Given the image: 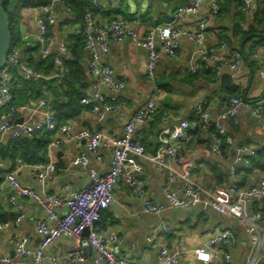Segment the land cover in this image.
I'll return each instance as SVG.
<instances>
[{
  "label": "built area",
  "instance_id": "built-area-1",
  "mask_svg": "<svg viewBox=\"0 0 264 264\" xmlns=\"http://www.w3.org/2000/svg\"><path fill=\"white\" fill-rule=\"evenodd\" d=\"M31 1L21 7L20 15H26L30 19L35 31L20 38L19 45H10L0 68V136H6L4 142L10 143L21 137L33 138L48 133L50 138L45 154L49 157H53L55 149L68 142H84L86 152L75 156L71 163L86 168L89 154L97 155L99 148L106 146L111 150L110 167L104 173L88 169V181L83 187L63 185L58 193H50L45 189L56 174L55 160L25 163L18 158L16 168L4 173L0 170V203L7 207L8 213L15 215L14 220L0 222V232L11 227L12 223L20 224L26 217L22 199L40 209L33 228L39 239L38 244L33 246L34 239L31 235L14 230L7 239L14 256L0 254V264H83L90 258L93 259V264H144L134 262L119 252V237L115 231L104 235L96 226L101 212L114 203V189L120 182L140 201L144 213L161 214L167 208L203 206L219 215L235 218L244 227L252 248L256 252H264V213L259 210L248 211L251 203L264 200V172L257 182L249 185H241L237 178L239 167H248L264 150V146L243 144L235 147L225 125L226 122L237 124L244 107L242 97L231 96L216 116L211 114L205 104H200L193 117L180 120L172 129L161 131L159 146L154 153H147L142 138L136 135L138 126L148 125L153 120L157 100L163 95L155 81L161 55L176 59L182 45V36L188 35L196 45L194 59L187 67L190 72L205 70L216 59V49L206 45V29L209 19L218 14V0H208V17L195 22L189 32L183 28L182 22L196 14L204 0H188L177 6L171 14L170 22L148 28L144 33L119 17L110 19L105 25L97 24L94 11L103 4L100 0H86L88 8L83 13L82 24L77 33L82 37V46L88 56L90 82L81 92L80 104L87 107L98 121L104 120L108 113H121L123 109L118 95L126 87V83L116 77L114 68L109 63L102 60V54L109 51L111 41L122 42L127 38L134 46L144 49L147 55L146 74L152 82L150 96L137 107L119 134L88 128L72 131L70 124L58 121L53 110V98H39L30 115L18 121L19 111L14 101L16 82L19 79L25 82L43 79V74L26 58L25 49L37 46L40 60L53 57L54 77L59 79L69 73L70 68L66 62L72 58L66 43L56 42L51 33V28L58 20L57 7L62 5L68 12H72V8L64 0H49L46 3ZM253 1L241 0L240 10L247 12ZM227 47L226 42L220 44L221 49L225 50ZM244 60L242 51L234 49L231 58L223 66L215 67L216 74L219 76L222 68L233 75L240 74ZM258 76L264 82V57L259 60ZM260 101L264 102V96ZM247 108L264 131V116L260 110L255 105ZM163 118L167 116L164 115ZM192 131L206 134L209 153L213 156L222 158L226 146L234 149L233 163L229 168L231 182L228 185L205 190L192 177L191 169L181 162L184 147L193 138ZM140 159L149 161L157 172L167 173L169 185L179 181V189H173L169 185L162 188L165 204L153 201L148 196L142 179ZM22 166L29 167L30 176L41 185L40 189L21 182L17 170ZM158 231L168 234L172 232V227L165 219H161ZM154 233L146 237V244L157 249V264H179L181 252L170 251L166 246L160 245L155 240ZM62 238L72 242L65 252L62 255L50 252V247ZM178 243H184L183 236L178 238ZM236 243L233 232L222 229L209 236L204 246L194 249V256L196 260L208 264L216 260L220 252L222 261L229 263L231 254L223 249H232ZM248 264H258L256 255Z\"/></svg>",
  "mask_w": 264,
  "mask_h": 264
},
{
  "label": "crops",
  "instance_id": "crops-1",
  "mask_svg": "<svg viewBox=\"0 0 264 264\" xmlns=\"http://www.w3.org/2000/svg\"><path fill=\"white\" fill-rule=\"evenodd\" d=\"M187 1L120 0L117 2L116 0H100L103 6L95 9L94 19L97 24L105 25L110 19L123 18L140 33H144L148 28L167 24L163 15L168 11L172 14L177 6L187 3ZM262 1L264 0H254L249 10L243 12L245 22L248 23L253 19L254 12L257 11L259 5H262ZM237 5V0H218V14L209 19L206 29V45L216 49V59L210 62L207 69L200 72L211 70L213 74L205 76L198 74L196 76L195 73L188 70L187 67L194 59L196 51V45L188 35L182 36V45L176 59L161 55L155 81L159 80L156 83L162 89L163 95L157 100L153 120L148 125L136 128V135L142 138L147 153H154L158 149L159 135L162 130L172 129L178 125L180 120L193 117L200 104H205L213 116H216L225 107L228 96L223 91L221 82V77L224 74L229 75L228 78L231 81L228 84L238 87L245 95L244 107L237 124L225 123L228 134L234 140V146L238 147L243 144L264 146V131L261 124L253 117L251 110L247 108L250 105H255L264 116V102L260 101L264 96V82L258 76L259 60L264 57V44L256 46L254 49L244 50L243 43L247 41V38L239 40L237 36H233L234 14L240 10V5L238 7ZM209 12V1L204 0L201 9L182 22L183 28L189 32L195 22L203 17H208ZM239 12L242 13L241 10ZM57 17V23L51 28L52 35L56 42L63 41L66 43L72 57L70 60L76 59L74 55L79 56L78 63L81 74L79 76L73 74L67 84L73 82L72 85L81 93L90 82L88 56L82 46V37L77 33L81 23L74 22L73 9L72 12H68L62 5L57 7ZM20 18L22 31L19 35L22 38L26 34H32L35 28L26 15L22 14ZM247 23L242 27L245 28ZM77 38H80L79 43L75 42ZM227 39H231L232 43L229 44ZM222 42L227 43V49L220 48ZM34 47H30V50L25 53L28 60L29 57L33 60L39 59L38 49L34 50ZM234 49L242 51L245 57L243 71L233 75L222 68L218 76L215 67L223 66L231 58ZM49 59L53 61V57ZM102 60L109 63L114 68L116 77L126 83V87L118 95L123 104L122 112L108 113L104 120L98 121L96 116L83 106L77 117L69 118L66 121L70 124L72 131L88 128L92 131H108L119 134L137 107L150 96L152 82L146 74L147 55L144 49L134 46L127 38L122 42L111 41L109 51L102 54ZM38 70L43 74V79L36 82L43 85H41L43 95L40 97L33 99L28 86L22 88L21 79L16 82L14 92L18 89L23 91V95L14 94L15 105L19 111L18 119L27 118L39 98L47 100L53 98L52 96H44L51 93V90L45 86L51 79H53L52 85L58 86L59 91L62 90L60 85L63 84V78L54 77L55 69L53 66L51 69L38 68ZM107 93L111 94L109 91ZM25 112H29V114L26 115ZM164 115L167 118L164 119ZM192 132L194 133L193 138L184 147L181 162L191 169L192 177L205 190H212L218 185H228L231 182L229 168L233 163L234 149L226 146L222 158L213 156L209 153V140L206 134L197 131ZM5 139L6 136L1 135L0 144H7L4 142ZM81 152H86L84 142L71 141L55 149L53 157L46 156L44 162L52 159L55 160L57 166L54 178L46 184L47 192L58 193L63 185L81 188L88 181V169H94L98 173H104L109 169L111 150L108 147L101 146L97 155L89 154L87 168L71 163L73 158ZM139 162L143 168L142 179L148 196L153 201L165 204L166 199L162 188L169 185L167 173L157 172L147 160L140 159ZM0 168L1 173L12 170L16 168V160L11 162L7 159H0ZM263 172L264 168L258 166L253 168L249 166L239 167L237 178L241 185H249L257 182ZM17 176L22 183L40 189L41 185L30 176L28 166H22L21 169L17 170ZM169 186L173 189H179V181ZM114 196V203L101 212L96 226L104 235L115 231L119 237V252L134 262L157 264V249L146 244V237L155 232V240L160 245L166 246L170 251L181 252L179 264H205L196 260L193 250L204 246L209 236L223 229L232 231L237 240L232 249H223L230 252L231 261L224 263L219 252L217 259L208 264H248L254 255L257 257L258 264H264V252H256V249L252 248L244 227L235 218L219 215L211 208H204L203 206L183 209L167 208L161 214L144 213L140 201L121 182L115 187ZM21 202L26 217L20 224L12 223L11 227L0 232V254L6 253L14 256L13 249L7 242L9 235L14 230L31 235L34 239L33 246L39 242L33 228L34 222L40 214V209L26 199H22ZM263 207L264 200L255 201L249 205L248 211H261ZM0 211L8 213L7 207L1 203ZM161 219H165L171 225V233L162 234L158 231ZM180 236H183L184 240L182 245L178 243ZM71 243V240L62 238L50 247V252L62 255ZM83 264H93V259L90 258Z\"/></svg>",
  "mask_w": 264,
  "mask_h": 264
},
{
  "label": "trees",
  "instance_id": "trees-1",
  "mask_svg": "<svg viewBox=\"0 0 264 264\" xmlns=\"http://www.w3.org/2000/svg\"><path fill=\"white\" fill-rule=\"evenodd\" d=\"M49 0H38L39 3H46ZM67 5H69L74 10L75 19L74 22H80L82 24V18L84 11L88 8V2L86 0H64ZM31 0H0V4L7 15L8 25H9V31H10V24L9 21L13 17H20V9L23 5H26L28 3H31ZM264 3V1H262ZM258 6V9L256 12H254V17L250 22H245V15L243 12H235V24L233 25V36H237L239 40L246 39L247 41L251 38L256 36V40L253 41L252 47H256L259 45L264 44V4ZM237 7L241 4V0H237ZM247 23L246 27L243 28L242 25ZM11 34V32H10ZM79 37V36H78ZM228 43H232L231 39H227ZM77 43L80 42V38H77ZM11 44L12 45H19L20 39L19 37H12L11 36ZM34 50H37V46L33 48ZM27 50H30V48H26L25 52ZM76 59L67 60L66 64L70 68L69 73L63 78L61 89L59 91V87L56 85H52L51 81L47 82L48 84L45 86L51 90L50 94H46L44 96H52L53 97V110L55 112V115L59 122H66L69 118L77 117L83 106L80 104V98L81 93L76 89L72 84L73 82H70L67 84L69 78L76 74L79 76L81 74L80 72V66L78 63L79 56L74 55ZM30 63L38 69H48L52 68L53 61L52 59L49 60H40L35 59L33 60L31 57H29ZM76 60V61H75ZM252 64V63H251ZM195 73L196 76L198 74H202L203 76L207 74H213L211 70H207L204 72H192ZM201 75V76H202ZM228 74H224L221 78L223 91L228 96V99L231 96H238L243 97L242 90L234 85L228 84L230 78H228ZM157 81V80H156ZM163 81V80H161ZM159 82V80L157 81ZM46 83V82H45ZM20 84L22 85V88H25L28 86V88L32 92V98L36 99L43 95L42 92V84H37L36 82H25L23 80H20ZM42 85V86H41ZM23 95V91L18 89L14 94L16 95ZM65 96L67 99L65 100ZM64 97V100H63ZM244 100V99H243ZM228 101V100H227ZM50 138V134L48 133H42L38 136H35L33 138H26L21 137L19 139H16L10 143L7 144H0V159H7L11 162H14L16 159L20 158L25 163H37V162H44L46 159V145L47 141ZM262 167L264 168V150L260 152L258 157L251 161L249 167ZM261 213H264V207L260 211ZM15 215L12 213H5L0 211V222L5 221H11L14 220ZM99 221V220H98ZM96 222V225L98 223Z\"/></svg>",
  "mask_w": 264,
  "mask_h": 264
},
{
  "label": "water",
  "instance_id": "water-1",
  "mask_svg": "<svg viewBox=\"0 0 264 264\" xmlns=\"http://www.w3.org/2000/svg\"><path fill=\"white\" fill-rule=\"evenodd\" d=\"M11 45V34L9 31V25L7 20V15L5 14L1 4H0V68L3 64V60L8 48ZM245 100V95H243ZM19 118L18 121H21ZM13 257V254L11 255Z\"/></svg>",
  "mask_w": 264,
  "mask_h": 264
},
{
  "label": "rangeland",
  "instance_id": "rangeland-1",
  "mask_svg": "<svg viewBox=\"0 0 264 264\" xmlns=\"http://www.w3.org/2000/svg\"><path fill=\"white\" fill-rule=\"evenodd\" d=\"M144 4H146V2L144 1ZM170 18H171V13L170 11H168L165 15H163V19L165 20V22H170ZM21 18L18 16L17 18L16 17H13L11 18V20L9 21V24H10V32H11V36L12 37H19V39L21 38V36L19 35L20 32L22 31V25H21ZM166 24V23H165ZM256 39V36L254 37H251L248 41L244 42L243 43V48L244 50H247L248 48H252L254 49V47H252V42L255 41ZM251 43V44H250ZM24 114L28 115L29 112H25Z\"/></svg>",
  "mask_w": 264,
  "mask_h": 264
}]
</instances>
